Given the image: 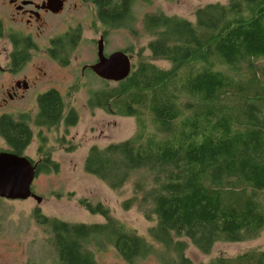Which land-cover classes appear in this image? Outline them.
I'll list each match as a JSON object with an SVG mask.
<instances>
[{
    "label": "trees",
    "instance_id": "obj_1",
    "mask_svg": "<svg viewBox=\"0 0 264 264\" xmlns=\"http://www.w3.org/2000/svg\"><path fill=\"white\" fill-rule=\"evenodd\" d=\"M125 16L123 8L99 13L112 27ZM142 24L151 36L148 56L133 62L125 78L103 80L87 99L88 107L134 117L136 130L121 141L91 145L84 169L112 188L134 170H147L150 185L134 184L141 197L127 198L124 207L138 203L153 222L148 235L175 255L171 264H191L185 239L209 253L216 241L250 240L264 229V66L258 61L264 57V0L208 3L194 11L193 21L146 13ZM30 121L41 129H66L77 123V112L50 88L38 94L34 115H0V137L13 153L24 154L31 143ZM41 129L36 173L58 168ZM78 202L103 221L68 222L33 210L55 250L50 264H99L97 253L109 245L131 263L150 252L147 239L108 208ZM208 262L264 264V250L252 247Z\"/></svg>",
    "mask_w": 264,
    "mask_h": 264
},
{
    "label": "rangeland",
    "instance_id": "obj_2",
    "mask_svg": "<svg viewBox=\"0 0 264 264\" xmlns=\"http://www.w3.org/2000/svg\"><path fill=\"white\" fill-rule=\"evenodd\" d=\"M227 0H149L150 3L138 2L130 11L124 23L110 27L105 38V52L117 49L132 48L131 62L140 57H147L149 49L146 47L151 36L143 30L142 20L146 13L161 11L166 15H175L188 20H194V11L208 3H224ZM76 18L68 29L78 27L80 35L72 46L70 63L68 66L47 60L36 49L30 52L20 75L27 79H34L37 87L23 90L24 97L3 101L7 87H0V115L7 112L16 115L18 112L36 111V96L50 88L59 90L65 96L67 104L77 112V123L68 126L45 129L35 127L32 121L29 125L33 131L31 143L24 154L36 161L37 139L36 133L41 129L46 136L45 148L49 158L58 164L57 170L37 172L31 182V190L41 200L33 197L25 199H6L0 197V264H26L30 261L36 264H50L56 254L49 234L45 227L38 224L33 210L39 208L42 214L56 217L68 222L103 221L98 213H91L78 200L85 198L93 205L100 203L108 208L109 215L124 221L127 227L134 228L150 244V252L143 258L131 263L118 253L112 245L106 246L97 253L99 264H171L175 256L167 253L158 242L148 235V228L152 221L148 220L137 202L124 207L127 198L140 199L141 193L134 191V184L147 188L150 185V174L145 169L134 170L128 180L119 188L110 187L105 181L90 174L84 169V159L91 145L100 147L110 142H118L128 138L136 130V120L132 116L108 114L100 107H88L87 99L91 92L105 84L90 68L83 69L84 64H91L96 60L97 33L101 29L95 21L89 20V15L79 7L70 12ZM70 14H64L61 18ZM59 20V16L57 17ZM64 25L55 22V26L44 32V35L60 33ZM68 30V33H71ZM36 40V37H35ZM0 40V51H2ZM104 51V48H103ZM140 51V55L137 54ZM131 53V54H132ZM3 58V56H1ZM153 60V59H152ZM264 66V57L258 60ZM161 67H168L166 61L154 60ZM39 67L41 69H39ZM43 72H45L43 74ZM108 82V81H107ZM109 81L108 84H112ZM36 85V84H35ZM55 87H50V86ZM68 108V107H66ZM17 109V112H13ZM16 113V114H14ZM16 118V117H15ZM4 142H0V147ZM149 207V205H148ZM185 255L191 264H204L218 255L234 256L252 247L264 250V229L257 237L240 242L216 241L209 253L201 252L188 239ZM208 262V263H209Z\"/></svg>",
    "mask_w": 264,
    "mask_h": 264
},
{
    "label": "flooded vegetation",
    "instance_id": "obj_3",
    "mask_svg": "<svg viewBox=\"0 0 264 264\" xmlns=\"http://www.w3.org/2000/svg\"><path fill=\"white\" fill-rule=\"evenodd\" d=\"M142 1L146 2L140 4L150 3L149 0H0V28H2L0 40L3 43L2 51H0V87H7L4 91L6 97L2 98L3 101L22 98L24 97L23 90H27L29 87H37V82L34 79L29 80L25 75H20V71L26 62L25 57H29L30 52L34 49H36V53L42 54L47 60L60 66L69 65L72 49L69 40L72 36L74 43H76L80 35L78 27L68 29L71 23L76 21V18L70 14L72 10H77L79 7L83 8L88 13L89 20L95 21L97 27L101 28L97 33V37H99L95 40L97 44V40L102 37L103 52L107 55L112 51L105 52V38L112 26H105L99 18V13L119 11L123 8L130 14L134 5ZM66 13L70 14L68 18H61ZM58 16L59 20H57ZM55 22L60 23V26H65L63 31L44 35L46 30L55 26ZM68 30L71 33H68ZM117 50H122L128 54L131 61V57L134 55L132 52L125 51V49ZM82 67H84L83 69L89 68V64L81 66V73H83ZM39 69L41 68L39 67ZM17 111V109L13 110V112ZM2 114L9 113L4 112ZM36 139L38 140V138ZM1 141L4 142L5 146L0 147V152H12L7 141L0 137ZM21 155L27 156L26 154ZM28 158L35 164L36 169V161Z\"/></svg>",
    "mask_w": 264,
    "mask_h": 264
},
{
    "label": "water",
    "instance_id": "obj_4",
    "mask_svg": "<svg viewBox=\"0 0 264 264\" xmlns=\"http://www.w3.org/2000/svg\"><path fill=\"white\" fill-rule=\"evenodd\" d=\"M96 55V60L89 64V68L98 77L108 81H119L128 75L131 68L130 56L122 50H114L105 55L102 37L97 40ZM35 173V164L27 156L1 151L0 197L6 199L33 197L39 202L41 198L31 190Z\"/></svg>",
    "mask_w": 264,
    "mask_h": 264
}]
</instances>
